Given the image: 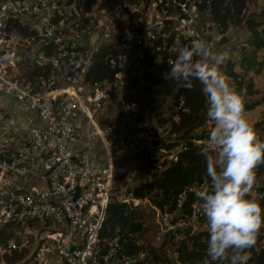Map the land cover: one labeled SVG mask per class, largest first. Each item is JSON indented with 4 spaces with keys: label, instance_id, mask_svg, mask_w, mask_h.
<instances>
[{
    "label": "built area",
    "instance_id": "built-area-1",
    "mask_svg": "<svg viewBox=\"0 0 264 264\" xmlns=\"http://www.w3.org/2000/svg\"><path fill=\"white\" fill-rule=\"evenodd\" d=\"M87 1L0 0V96L12 98L17 112H11L0 125V229L10 224L15 232L0 245V252L31 251L27 256H31L30 264H144L140 260L146 256L142 250L125 253L118 236L103 242L100 232L112 200L135 205L142 200L133 194H114L117 185L113 153L154 151L161 148V140L153 128L140 126L134 131L127 125L136 112L125 103L124 96L117 120L111 119L99 127L95 115L122 88L124 73L132 66L133 52L139 50L144 57L145 47L153 46L159 39L163 45L158 48L166 49L167 39L164 33L152 30L162 27L160 14L157 20L143 22L144 30L125 28L110 43L118 51L107 58L118 69L115 78L86 83L83 74L96 49L84 42L90 39L96 43L95 25L88 20L92 9L86 8ZM22 27H27L28 32ZM187 31L190 36L191 30ZM192 41L182 42L179 50ZM173 46L169 52L176 49ZM122 47L127 48L125 52ZM30 57L41 65H51L52 73L30 79ZM140 64L139 60L134 66L143 72ZM77 69H81L80 75L69 73ZM84 117L92 130L83 143L90 147L99 139L109 156V161L100 167L85 160L71 145L82 140ZM257 134L264 140V130ZM177 147L178 160L179 152L186 146ZM161 149L169 151L167 147ZM194 186L187 191L193 192ZM186 195L184 192L179 199V207ZM249 198L263 200L264 184L254 187ZM198 203L195 199L191 215L179 218L175 224L171 220L179 210L173 212L154 204L152 207L162 229L169 231L175 225L190 223L195 233L201 231V224L195 223L202 215ZM33 232L34 238L28 237Z\"/></svg>",
    "mask_w": 264,
    "mask_h": 264
},
{
    "label": "trees",
    "instance_id": "trees-1",
    "mask_svg": "<svg viewBox=\"0 0 264 264\" xmlns=\"http://www.w3.org/2000/svg\"><path fill=\"white\" fill-rule=\"evenodd\" d=\"M98 0H88L87 9H92ZM149 1V0H146ZM179 4L193 2L200 12H207L212 24L217 26L222 32H226L231 26H244L249 32L247 40L249 51L243 52V58L237 65L234 60L227 59L222 64L223 73L232 78V88L242 97L243 92H251L255 88V80L250 77V72L260 74L264 68V63L260 60L259 52L264 48V20H258L255 13H248L250 0H177ZM162 6V4H161ZM180 8V6H179ZM264 14V12H263ZM21 30L28 32L27 27ZM169 38V39H168ZM167 38L166 49L158 48L163 45L159 39L153 46L145 47L144 57L141 59L140 68L143 69L142 78L146 81H154L155 86L166 85L164 90L169 91L174 96L173 103L169 107L172 110L171 117L161 118L160 121L172 122V132L179 133L177 136L167 138L164 146L171 149L180 145H185L186 149L179 152L176 162L165 167L161 173L153 174V178L145 185H139L130 190L136 198L149 199L154 205L163 209L167 207L170 211L179 210V218L186 219L192 213V203L196 197L193 192L187 191L192 185L199 186L206 174L204 158L199 155L201 145L198 141L206 140L208 133L206 119V101L201 92V85L193 81L191 90L183 87L182 82L175 80L166 81L161 74L169 68L168 61L176 56L172 55L168 49L173 45L175 33ZM118 51L112 44H102L92 53L89 66L84 72L86 83L103 82L112 80L118 69L113 68L107 58L117 54ZM27 76L35 80L37 76L48 77L52 73L49 64H39L36 58L30 57L27 61ZM238 66L239 69L236 68ZM73 76L82 73L81 69L69 72ZM159 79H163L159 80ZM166 83V84H165ZM259 102L246 103L244 109L250 110ZM177 120H174V119ZM264 130V115L256 122L255 131ZM196 131H199L196 133ZM257 175L264 174V165L256 169ZM186 192V197L179 207V199ZM249 198V196H248ZM147 215L139 206L126 201L112 200L107 208L106 219L100 232L101 240H112L118 238L119 245L127 254H135L139 251H146V256L141 259L142 263L154 261L170 264L166 250L162 247L149 246L143 239L145 232ZM12 226L5 225L0 229V245L6 239L7 233H15ZM10 230V231H9ZM12 230V231H11ZM10 234V235H11ZM9 236V235H8ZM264 237V236H263ZM207 233L191 234L187 230L184 238L176 249L177 259L181 264H195L202 261L206 256ZM8 239V238H7ZM137 241L140 243L138 244ZM251 264H264V246L259 247V242L249 250ZM27 251L9 252L5 254V261L14 264L24 260ZM22 260V261H23ZM25 262L23 264H28Z\"/></svg>",
    "mask_w": 264,
    "mask_h": 264
},
{
    "label": "rangeland",
    "instance_id": "rangeland-1",
    "mask_svg": "<svg viewBox=\"0 0 264 264\" xmlns=\"http://www.w3.org/2000/svg\"><path fill=\"white\" fill-rule=\"evenodd\" d=\"M250 12L255 13L258 20H264V0H250L248 13ZM159 14V19L162 20L163 25L162 27H153L152 30H156L159 34L164 33L165 35L162 36L166 39L175 33L176 39H174L173 47H176V49L174 48L171 51L172 55H177L179 46L187 39H205L210 43L214 52L226 55L227 59L234 60L238 65L243 58V52L246 49L248 51L251 49L247 44L249 32L243 25L231 26L228 31L222 32L217 26L212 24L208 13L200 12L193 2L179 4L177 0H98L88 17V20H92V24L95 25L93 34L96 38V43L92 44L90 39H86L84 42L97 49L102 44L111 43V40L116 36H120L125 28L135 31L144 30L143 22L151 19L157 20V15ZM186 18H189V20ZM187 30H191L190 36L187 35V32H189ZM122 48L123 52L127 49L126 47ZM141 56L142 52L139 50L133 52L132 66L124 73L122 88L118 93L112 94L111 99L108 101L109 103L104 106V110L111 104L112 119L117 120L124 104L120 99L124 96L127 100L125 103L128 102L136 112V115L131 116L127 121V125L131 126L134 131H137L140 126L155 129L157 136L161 140V148H165L163 144L167 142L166 139L179 134L172 132L171 121L166 123L160 121L161 118L172 116V110L169 107L173 103L174 96L169 91H166V83V85L155 86L154 81H146L142 78V71L138 70L139 67L134 66L139 60L141 61V58H143ZM259 57L264 63V48L260 50ZM219 67L223 71L222 64ZM236 68L239 69L238 66ZM249 74L255 80V88L251 92H243L241 98L246 103L259 102L255 107L244 112L246 120L255 130L256 122L264 115V68L260 74H256L254 71ZM227 77L232 87V78ZM159 80L163 81V79ZM77 82L78 84L82 83V77H79ZM165 88L166 90H164ZM11 112L15 115L17 114L13 99L5 95L0 96V125L1 121L3 122L9 118ZM100 113L101 111L97 115ZM97 115H95V119ZM21 118L24 119V116H21ZM87 119L84 120L87 121ZM174 120L177 119L175 118ZM206 128L210 130L211 123H208ZM161 148H157L154 151H133L127 154L121 152L113 153L117 185L114 194L116 192L118 195L131 196L133 193L130 190L136 186L147 184L153 178V174L161 173L165 167L177 161L175 154L179 151L178 147L167 149L169 150L167 152ZM105 157L106 161H109L108 154H105ZM256 176L254 187H260L264 184V174H256ZM257 203L264 207V199ZM152 205L153 203L149 199H142L136 205L147 215V228L143 233V239L149 246L164 248L171 259L170 264H181L176 255L177 246H179L187 230L191 234L207 233V228L203 229L202 227L203 222H205L203 215L196 218L195 222L198 225L201 224L199 229L201 231L192 233L190 223L188 225H175L174 228L166 231L158 225L155 209ZM199 205L200 202L197 204L198 212H200ZM177 220H179V212L171 220V223L175 224ZM10 234L7 233L5 235L7 236L6 239L14 235L13 233ZM34 234V232L29 233L28 237L34 238ZM263 236L264 228L261 229L257 237L259 247L264 246ZM5 240L3 243H5ZM30 252H28L27 256ZM5 254L0 252V264H8L4 259ZM22 260L14 264H22ZM195 264H210V261L209 258H205ZM247 264L250 263L247 262Z\"/></svg>",
    "mask_w": 264,
    "mask_h": 264
},
{
    "label": "clouds",
    "instance_id": "clouds-1",
    "mask_svg": "<svg viewBox=\"0 0 264 264\" xmlns=\"http://www.w3.org/2000/svg\"><path fill=\"white\" fill-rule=\"evenodd\" d=\"M226 59L207 40L194 39L168 61L161 76L188 90L196 81L205 97L211 129L198 143L206 174L192 191L207 228L206 256L210 264H247L264 228V207L248 198L256 169L264 165V140L246 120L243 99L220 70Z\"/></svg>",
    "mask_w": 264,
    "mask_h": 264
},
{
    "label": "crops",
    "instance_id": "crops-1",
    "mask_svg": "<svg viewBox=\"0 0 264 264\" xmlns=\"http://www.w3.org/2000/svg\"><path fill=\"white\" fill-rule=\"evenodd\" d=\"M85 85H87V84H85ZM104 109L105 108H103L102 110H104ZM102 110H101V113L99 115H97V117L95 119L96 124L99 127H103V126L107 125L111 121V119L113 118V115H112L113 112H111V110H112L111 104H109V106H107V108H106V110H104V112H102ZM84 119H86V118H83V121H82V123H83L82 140L78 141V142H73L71 145L74 147L75 150L80 151L83 154L85 160L91 162L96 167H100L103 164L105 165L108 162V161H106V157H105V154H107V152L104 149L103 144L99 139L96 140L95 142H93L90 147L85 146L83 141L87 140V134L90 130H92V127L90 126L89 120L87 119V121H86Z\"/></svg>",
    "mask_w": 264,
    "mask_h": 264
},
{
    "label": "water",
    "instance_id": "water-1",
    "mask_svg": "<svg viewBox=\"0 0 264 264\" xmlns=\"http://www.w3.org/2000/svg\"><path fill=\"white\" fill-rule=\"evenodd\" d=\"M38 236H39V233L37 234V237H38ZM30 257H31V256H29V257H27L26 259H24V260L22 261V264L25 263V262H27V261L30 259Z\"/></svg>",
    "mask_w": 264,
    "mask_h": 264
}]
</instances>
